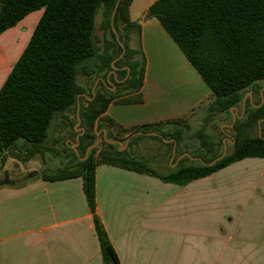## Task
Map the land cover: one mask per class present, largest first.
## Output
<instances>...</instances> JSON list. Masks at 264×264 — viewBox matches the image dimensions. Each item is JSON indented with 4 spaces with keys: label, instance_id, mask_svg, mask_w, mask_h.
I'll list each match as a JSON object with an SVG mask.
<instances>
[{
    "label": "trees",
    "instance_id": "obj_1",
    "mask_svg": "<svg viewBox=\"0 0 264 264\" xmlns=\"http://www.w3.org/2000/svg\"><path fill=\"white\" fill-rule=\"evenodd\" d=\"M117 2L0 0V36L29 14L44 10L27 47L0 89V172L7 151H12L25 163L38 154L53 151L49 139L58 115L68 120L70 128L78 124V119L72 121L70 115L77 113L78 101H81L78 98L82 92L79 76L92 79V87L100 77L106 81L99 82L95 97L91 90L90 99L80 102L79 116L85 134L79 138V155L70 146L61 148L59 154H65L69 159L67 165L42 174L46 181L83 179L104 264L121 263L96 213L98 165H113L151 175L166 183L186 186L241 160L264 158V136L260 137L258 129L259 121L264 119V103L256 107L262 103V97L255 100L256 95L261 96L258 83L264 81V0H159L149 10L148 15L160 21L213 93L214 100L207 108L204 125L189 137L199 143L195 151L187 144L183 147L185 133L191 129L186 121L148 124L130 130L121 129L109 119L101 121L112 102H143L141 90L146 56L140 44L141 26L130 19L133 0H120L115 15V28L126 47L124 57L116 62L121 68L117 71V79L123 81L118 82L112 75L115 91L107 82L112 62L123 52L111 24ZM100 10L103 16L100 25L102 39L96 35V18ZM134 36L139 43L136 48L131 46ZM248 92L253 95V103L250 98L247 100L244 117L233 127L236 140L233 151L214 166H205L186 157L178 166L167 165V171L160 172L130 151L133 141L147 137L166 147L170 159L175 143L164 141L168 139L177 143V157L188 152L211 163L222 155L217 148L224 144L223 140L215 141L207 132L209 124L224 115L233 119L231 109L238 107L242 110ZM121 97L125 98L119 99ZM171 125L178 128L167 132L166 127ZM103 129H107L110 140L123 142L138 131L155 132L162 138L137 136L124 151L121 146L103 139L101 147L93 149L83 160L88 148L97 141V132ZM76 136L78 133L73 128L71 138L75 140Z\"/></svg>",
    "mask_w": 264,
    "mask_h": 264
},
{
    "label": "crops",
    "instance_id": "obj_2",
    "mask_svg": "<svg viewBox=\"0 0 264 264\" xmlns=\"http://www.w3.org/2000/svg\"><path fill=\"white\" fill-rule=\"evenodd\" d=\"M157 1L133 0L130 6L131 21L141 26L146 73L143 102H112L101 118L121 129L168 121H186L190 126L189 119L214 100L181 48L160 21L148 15ZM43 13L29 14L0 36V89ZM138 44L134 36L131 46ZM83 77L82 84L78 78L79 102L85 103L94 85L92 79ZM74 117L77 113L70 115ZM177 128L171 125L165 130ZM68 130L67 126L62 130L64 146L73 148L77 137L71 138ZM226 133L230 134L222 133L224 139ZM151 140L136 139L130 151L166 172V161L168 165L172 157L166 147L154 150ZM61 148L57 144L49 151L53 157L46 152L30 161H50L56 156L68 163L66 155L59 154ZM5 154V163L19 161L12 151ZM5 163L0 176L6 171ZM40 169H21L22 179L0 182V264H104L83 179L46 181ZM32 173L37 175L30 177ZM96 213L121 264H264V158L241 160L186 186L98 165Z\"/></svg>",
    "mask_w": 264,
    "mask_h": 264
},
{
    "label": "rangeland",
    "instance_id": "obj_3",
    "mask_svg": "<svg viewBox=\"0 0 264 264\" xmlns=\"http://www.w3.org/2000/svg\"><path fill=\"white\" fill-rule=\"evenodd\" d=\"M102 19H103L102 10H100L98 15H97V18H96V21H97L96 35L99 39H102V37H103L102 31L100 30V25H101ZM99 45L102 47L103 46L102 42H100ZM82 81L85 82L86 78H84L83 76H79V82L81 84H82ZM257 87H258V89L261 88L260 89L261 96L259 94L256 95L255 96L256 101L260 100L262 96L264 98V81L259 82ZM249 98L250 97H248V99ZM209 104L206 106L205 109H202L198 115L196 114L192 118L189 119L188 122L190 124L191 129L189 130V132L185 133V141L183 143V147L185 144H187L191 150L195 151L197 149V147L199 146V143L197 140L191 139L189 137L192 136L193 134H195L204 125V118L207 116V108H208ZM240 112H241V109H240ZM75 120H76V117H74L72 119V121H75ZM231 120H232L231 117H229L227 115H224L221 118H216L210 123L212 125L209 124L210 128H208L207 132H209V134L212 136V138L217 142L224 140V135L221 133V126L224 124H230ZM64 126H68V127L70 126L68 120L63 118L62 116L58 115L57 118L55 119L54 123H53V126H52L51 135H50V139H49V146L50 147H54V149H55L56 145L59 144L65 148V146H64L65 145L64 144L65 138H64V134L62 132ZM214 126H215V128H213ZM74 127H72V128L69 127L70 130H68V131L70 132L71 135H72ZM78 128L80 129L83 127H81V124H80L78 126ZM224 130H225L224 132H229L232 136H234L233 128L228 129L225 127ZM100 131L101 130H99L97 132V134ZM76 132L79 134L81 132V130L76 131ZM262 135L264 136V130L262 131ZM100 140H101V143H100L99 147H101V145H102L103 132L100 133ZM151 143L154 146L153 147L154 150H164L165 149V148H163L161 143H159L157 141L151 140ZM227 147H228V153H231L233 151V144L227 142ZM217 150L219 153L223 152L224 151V145L219 146L217 148ZM46 154H48V156H51V154L49 152H47ZM10 155L11 154H8L7 157H9ZM51 157H53V155ZM51 160L49 161L48 159L44 160V159L39 158L38 161H35V162L29 161V162L25 163V162H21L20 160L15 161V162H6L5 163L6 171L1 174L0 182L2 180L5 182L7 180H13V181L17 180L18 181V180L22 179L23 178V175L21 174L22 170H25V171H28L30 169L34 170V169H38L39 166H41L40 171L42 174H44L47 172H54L57 169L62 168L63 166L67 165V159H61V158L54 156V158H52ZM167 163L168 162L166 161V167H167ZM168 165L170 167H172L170 162ZM155 168L157 169V167H155Z\"/></svg>",
    "mask_w": 264,
    "mask_h": 264
},
{
    "label": "water",
    "instance_id": "obj_4",
    "mask_svg": "<svg viewBox=\"0 0 264 264\" xmlns=\"http://www.w3.org/2000/svg\"><path fill=\"white\" fill-rule=\"evenodd\" d=\"M119 4H120V0H118L117 4H116V6H115V9H114V12H113V15H112L111 24H112V27H113V31H114V33H115V35H116L117 41H118L119 45L122 47L123 52H122V54H121L117 59H115V60L112 62V71H110V73H109L108 76H107V82H108L111 86H113V90H115L116 87H115L114 83L111 82V77H112V75L114 76V78H115L118 82L123 81V80H118V79H117V71L120 70L121 68H118V67L116 66V62H117L118 60L122 59V58L124 57L125 53H126V47H125V45L123 44V42L121 41V39H120V35H119V33L117 32V30H116V28H115V15H116V13H117V9H118ZM123 69H125V68H123ZM129 71H130V69H129ZM100 81H102V82H104V83L106 82V81L104 80L103 77H100V78H98V79L95 81V84H94V87H93V96H94V97H95V91H96V88H97V86H98V84H99ZM248 97H250V101H251V103H253V95H252L251 92H248L247 95H246V96L244 97V99H243V102H242V110H241V112H240V108H238V107H234L233 109H231V114H232V116H233L232 122H231L230 124H225V125L222 127L223 130H224L225 127H226V128H233L234 125H235V123H236V121H237L238 119H242V118L244 117V115H245V111H246V102H247V100H248ZM78 98H79V97H78ZM263 103H264V98H263V96H262V103H261L260 105H257L256 107H261ZM79 113H80V102L78 101V112H77L78 124H77V126L75 127V131H79V130H81V132L78 134L77 139H76L77 142H76V144L73 146V149L76 151V153H77L78 155H79V153H78L77 148H78V146L80 145L79 138H80L82 135L85 134V128H80V129L78 128V126L81 124V120H80ZM262 123H264V119H262V120L259 121V127H258V129H259V135H260V137H263V135H262ZM101 132H103V139H104L105 141H107V143L112 144V145H119V146H121V147L123 148V149H121V150L126 149V148L128 147V145H129L131 139H132L133 137H135V136H138V135L159 136V137L162 138V135H160V134H158V133H155V132L144 133V132H142V131H138V132L132 134V135L126 140V142H123V141H121V140H110V139L108 138L107 131L104 129V130H101V131L97 134V136H98L97 141H96L92 146H90V147L88 148V150H87V152H86V156H85V158H83V160H86V159L88 158L90 152H91L93 149H96V148H98V147L100 146V143H101V140H100V133H101ZM226 135H227V137L224 139V151H223L222 155H221L220 157L216 158L215 160H213L211 163H206L202 157H194V156H192L190 153L187 152V153H184L181 157H179V158L176 160V162L173 164V161L175 160V158H176V156H177V143H176L174 140L164 139V141H165L166 143H172V142L175 143L174 148H173V155H172V158H171V161H170L171 166H176V165L178 164L179 160H181V159L184 158V157H187V158H189L190 160H192V161H194V162H201V163L204 164L205 166H214L217 162H219V161H221L222 159H224L225 156L227 155V153H228L227 142H229V143H231V144H233V145L236 143V140H235L234 136H232V135H230V134H228V133H226ZM36 175H37V173H32V174H30V177H34V176H36Z\"/></svg>",
    "mask_w": 264,
    "mask_h": 264
}]
</instances>
